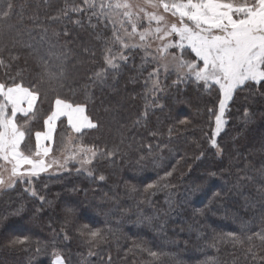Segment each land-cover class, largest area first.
<instances>
[{
    "label": "trees",
    "instance_id": "1",
    "mask_svg": "<svg viewBox=\"0 0 264 264\" xmlns=\"http://www.w3.org/2000/svg\"><path fill=\"white\" fill-rule=\"evenodd\" d=\"M77 6L83 0H0V58L10 65L0 67V82L16 77L39 87L27 138L33 151L59 97L85 105L98 122L83 144L114 155L94 160L92 176L70 163L71 171L1 192L0 264H55L56 254L64 264H264V86L234 95L215 137L218 152L211 145L217 88L169 73L160 76L163 92L153 94L145 80L156 65L144 63L139 49L101 83L94 78L105 68L97 35L109 38L112 30L95 17L90 24L88 11L72 12ZM65 121L57 123L56 157L68 147L60 143ZM150 183L159 190L145 192ZM85 224L103 239L89 243L80 235ZM24 237L28 243L10 244Z\"/></svg>",
    "mask_w": 264,
    "mask_h": 264
},
{
    "label": "snow or ice",
    "instance_id": "2",
    "mask_svg": "<svg viewBox=\"0 0 264 264\" xmlns=\"http://www.w3.org/2000/svg\"><path fill=\"white\" fill-rule=\"evenodd\" d=\"M83 5L72 7L71 11H88L90 24L95 17L97 23L112 30L109 38L97 35L104 45L105 68L95 73L94 78L103 83L110 73L113 76L119 73L122 66L134 61L132 54L139 49L144 53V63L150 58L156 65L145 80V87L156 94L164 90L160 76L163 73L166 78L171 57V67L177 70L178 82L191 80L202 84L206 90L215 87L221 94L218 114L212 113L215 128L211 138V145L221 151L215 137L227 123L224 116L228 103L246 87L264 86V0H142L141 3H133L132 0H83ZM11 7V4L7 5V8ZM160 9L176 17L178 22H169ZM3 15L7 16L8 12ZM154 41H160L155 49L152 48ZM170 49L178 51L172 53ZM186 53H194V59H185ZM143 66L142 63L141 68ZM0 67L10 65L0 58ZM47 74L52 78L50 72ZM62 77L63 71L58 78ZM9 80L10 83L0 82V192L14 189L17 182L31 184L33 179H38L50 169L71 171L68 168L70 162L83 168L98 157L114 155L83 144L86 130L97 129L98 122L86 113L85 105L59 97L44 121L45 131L34 134L36 148L33 151L27 138L32 135L29 125L35 119L36 104L41 95L39 87L25 86L23 80L16 77H9ZM61 117L66 118L61 145L75 141V147L63 160L51 156V143ZM84 171L88 176L93 175V171L87 168ZM165 175L171 176L172 173ZM99 179L103 181L105 177L100 175ZM151 189L159 190L158 184L150 183L144 190ZM135 190L133 186L132 191ZM32 195L36 193L33 191ZM80 235H87L89 243L103 239L100 229H90L87 224L81 227ZM227 238L238 241L232 233L227 234ZM260 238L264 240V236ZM26 243L27 237L10 241L13 246ZM150 255L156 256L157 253L151 252ZM55 264H64L59 254H56ZM203 264H214V260L205 259Z\"/></svg>",
    "mask_w": 264,
    "mask_h": 264
},
{
    "label": "rangeland",
    "instance_id": "3",
    "mask_svg": "<svg viewBox=\"0 0 264 264\" xmlns=\"http://www.w3.org/2000/svg\"><path fill=\"white\" fill-rule=\"evenodd\" d=\"M132 2H133V3H141L142 0H132ZM149 10H151V9H149ZM159 11H160L162 14L165 15L166 19H168L169 22H178V21H177V18H176V17H172L170 13H163V10H162V9H160ZM173 39H178V38L173 37ZM159 44H160V41H154V42H152V48L155 49ZM169 51L172 52V53H176L178 50H177V49H170ZM191 56L194 57V53H186L184 58H185V59H189V60H191V59H192ZM168 62H169V65H170V66H169V70H168V73H167V74H169V73H177V70L174 69L173 67H171V57H169ZM162 74H163V73H162ZM163 75H165V74H163ZM221 99H222V96H221ZM230 102H231V101H230ZM230 102H229L228 105H227V109H228V107H229ZM224 119L227 121V118H226V112H225ZM57 123H58V122H57ZM225 125H226V124H225ZM224 127H225V126H224ZM44 131H45V130H44ZM54 135H55V134H54ZM71 135H72V136H75L74 133H71ZM53 142H54V140H53ZM53 142H52V144H53ZM52 144H51V147H52ZM74 147H75V141H73L72 144L68 145L67 149L63 151L62 155H61L60 157H57V158H59L60 160H63L64 157H65L66 155H68V154L72 151V149H73ZM51 156L56 157V155L53 154V153H51ZM70 163H74V162H70ZM70 163H69V164H70ZM74 164H76V165H78L79 167H81L78 163H74ZM89 167H90V165H84V167L81 168V169H85V168L89 169ZM60 172H63V170L57 171V170H55V169H50L49 172H47V173H45V174H49V175H57V174L60 173ZM42 174H43V173H42ZM0 194H1V192H0ZM55 260H56V258H55ZM55 260H54V262H55Z\"/></svg>",
    "mask_w": 264,
    "mask_h": 264
},
{
    "label": "crops",
    "instance_id": "4",
    "mask_svg": "<svg viewBox=\"0 0 264 264\" xmlns=\"http://www.w3.org/2000/svg\"><path fill=\"white\" fill-rule=\"evenodd\" d=\"M62 118V117H61ZM52 144V143H51Z\"/></svg>",
    "mask_w": 264,
    "mask_h": 264
}]
</instances>
